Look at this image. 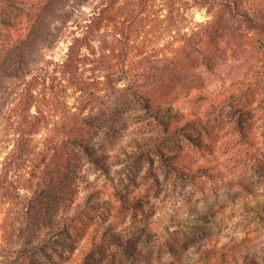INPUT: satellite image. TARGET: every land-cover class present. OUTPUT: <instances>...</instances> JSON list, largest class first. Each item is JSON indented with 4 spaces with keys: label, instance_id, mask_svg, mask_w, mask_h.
Segmentation results:
<instances>
[{
    "label": "rangeland",
    "instance_id": "rangeland-1",
    "mask_svg": "<svg viewBox=\"0 0 264 264\" xmlns=\"http://www.w3.org/2000/svg\"><path fill=\"white\" fill-rule=\"evenodd\" d=\"M99 1L55 4L24 55L27 73L47 79L33 107L40 125L32 161L19 170L9 162L25 79H2L0 171L15 186L11 195L0 190V264H214L200 258L201 250L240 239L244 226L264 238V88L252 77L258 68L264 78V47L251 51L264 31L251 29L243 40L229 28L221 1L150 0L127 20L138 0H120L118 15L102 20L82 50L76 71L86 81L82 87L64 63ZM249 2L264 13V0ZM25 26L10 29L0 56ZM204 53L213 58L209 64ZM142 92L154 105L171 102L180 110L171 122L186 123L184 130L164 134L146 113ZM73 135L82 147L66 145ZM77 207L70 233H57L73 248L54 243L58 250L48 247V254H17L48 229V218L75 214ZM140 224L151 233L133 236L125 249L93 240ZM174 237L179 261L168 245Z\"/></svg>",
    "mask_w": 264,
    "mask_h": 264
},
{
    "label": "trees",
    "instance_id": "trees-1",
    "mask_svg": "<svg viewBox=\"0 0 264 264\" xmlns=\"http://www.w3.org/2000/svg\"><path fill=\"white\" fill-rule=\"evenodd\" d=\"M2 1H4L6 5L3 8L0 5V12L2 11L4 14L2 21L3 23H6V25L4 26V24H2L0 27V42L3 40L5 42L11 41L10 37L12 34H10V29L21 25L24 21L26 22V33L20 36L3 56H0V94L2 91L1 83L4 77H14L17 79H21L23 77L25 79L19 100L16 104V112L19 117L16 123V148L14 149V155H12L13 160L9 162L10 167H14L16 170H19L22 168L23 162L32 161L31 154H33V149L36 147V141L32 135L33 132L39 129L40 125V117L33 111V107L40 100V94L37 89L40 84L46 85L47 79L46 77H43L42 79V74H34L33 72L27 73L24 55L27 54L28 49L35 43L36 36L39 37L40 27L43 25L42 23L45 15H50V13H48L49 10L52 9L55 4L59 5L62 0H37L35 9L31 8L33 10H26L23 5L35 0H0V4ZM119 1L120 0H100L89 17L86 32L81 36H75L72 44L70 45L68 57L64 63L65 69L69 72L70 77H73L76 81L80 80L78 83H80L82 87H85V84L83 83L86 81L80 78L76 72L79 68L78 62L83 57L82 50L84 46L89 43L90 35L95 32L102 20L111 15H118L117 10H120V6H116V4ZM149 1L150 0H138V7L126 12L124 14V16H126L125 19L133 20L136 18L138 12L145 9ZM214 1H221L225 4L224 7L230 13V16L228 17L229 28H233L234 33L239 34L243 40L245 36L244 33L251 29L264 31V13H261L259 8L254 7V4H251L249 0H194L193 2L195 4H212ZM171 5H173L172 2L169 3L170 7ZM125 34L128 36L127 32H125ZM263 47V39H258L255 48L251 51L253 53H257L260 52V49ZM212 59L211 55L204 53L203 61L205 63L209 64ZM252 77H255L257 83L262 84L264 88V78H262V71L260 69L257 68L255 73H252ZM181 79V77H178V81H181ZM249 80L251 82V78ZM52 85L53 83L49 84V88L52 89ZM142 95L143 98H145V101H147L144 106L146 113L152 120L161 126V130L164 134L181 132L184 130L186 123L171 122V118L174 117V115L181 113L180 110L175 109V106L171 102L167 104L160 103L158 105H154L148 101L149 96L147 93L142 92ZM199 97L204 96L201 94ZM69 121L72 122L74 119L69 118ZM70 143H75L81 147L83 146L80 138L74 135L68 138L66 145ZM137 146L142 147L140 143H138ZM87 153L88 151L86 150V154ZM3 164H5V162ZM60 167L61 166H58L57 170H59ZM34 172L36 173V171ZM16 174L20 175V173ZM8 175L9 172L7 170H5V172L3 170L0 171V190H2V193L6 196L13 193L11 191V187L15 186L14 181L10 179V175L9 177ZM67 185H65L63 189H66ZM67 191H65L66 194L68 193ZM65 206H67V202H65ZM91 207L94 206L92 205ZM77 215H79L78 207L75 214L64 213L59 218H48L46 222H44V225H48V229L41 234H34V237L31 239V243L33 244L27 248H20L17 254L28 257H32V255L37 252L48 254V247L58 250V246H53L54 243L73 248L74 246L69 244V237L60 238L57 233H63L65 235L69 234V226H72L73 223L75 224L76 218L78 217ZM150 229V225L140 224L135 226L133 229L115 231L112 233L102 232L100 235L96 234L93 236V240L95 242L96 238L100 237V244L106 243L109 246L111 245V248L117 246L125 249L130 245L131 238L133 236L150 234ZM243 229L245 230L243 237L240 239L235 238L227 246L215 243L214 246L203 248L200 252V258H204L210 263H213L214 261V264H218V262L219 264H264V238L261 240L253 238L248 226H244ZM173 240L178 241L179 238L174 237L168 241L171 253L175 255L177 261H179L182 259V253L178 250L177 243ZM140 254L143 255V252H139V254L136 255ZM141 260H143V256L139 259L140 262Z\"/></svg>",
    "mask_w": 264,
    "mask_h": 264
}]
</instances>
